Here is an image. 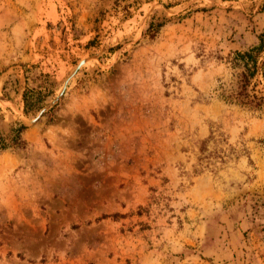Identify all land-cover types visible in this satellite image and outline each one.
Returning a JSON list of instances; mask_svg holds the SVG:
<instances>
[{
    "label": "rangeland",
    "instance_id": "rangeland-1",
    "mask_svg": "<svg viewBox=\"0 0 264 264\" xmlns=\"http://www.w3.org/2000/svg\"><path fill=\"white\" fill-rule=\"evenodd\" d=\"M260 5L0 0V264H264V86L224 99Z\"/></svg>",
    "mask_w": 264,
    "mask_h": 264
},
{
    "label": "trees",
    "instance_id": "trees-1",
    "mask_svg": "<svg viewBox=\"0 0 264 264\" xmlns=\"http://www.w3.org/2000/svg\"><path fill=\"white\" fill-rule=\"evenodd\" d=\"M259 11L264 14V0H261V5ZM221 59V58H219ZM227 64L230 65L232 70H239L237 74L236 81V91L234 94L226 96L224 99L228 103H235L239 106L251 109L259 110L262 105V97H258L254 92V86L262 84L264 86V26L262 31L257 36V44L255 46L249 47L244 51H234L229 53L226 57ZM255 80V82H251ZM250 87L249 91L251 94L247 93V88ZM264 96V93H261ZM24 111H28L29 106L27 105V99L23 95ZM23 126H18V128L11 130V137L8 138L7 142L0 136V151L9 148H21L22 140L20 139V132L23 130ZM205 142L201 143L199 148L200 157L197 158L198 162L202 163V160L210 161L211 158L219 159L220 163H223L222 156H218V153H206ZM232 151V148H229ZM220 152V151H217ZM222 153V152H221ZM196 173L199 171L196 170ZM116 216V214H114Z\"/></svg>",
    "mask_w": 264,
    "mask_h": 264
},
{
    "label": "water",
    "instance_id": "water-1",
    "mask_svg": "<svg viewBox=\"0 0 264 264\" xmlns=\"http://www.w3.org/2000/svg\"><path fill=\"white\" fill-rule=\"evenodd\" d=\"M87 60H88V58L87 59L86 58H83V59L79 60V62L75 66L74 72L76 70L80 69L83 66V64L87 62ZM65 84H66V81L64 82L62 88L65 87ZM62 94H63V90H61L60 93H58L55 96V98L47 106H45L43 109H41L38 112V114L33 119H31V120H25V122L27 124H33L50 105L54 104L57 100H59L61 98Z\"/></svg>",
    "mask_w": 264,
    "mask_h": 264
}]
</instances>
